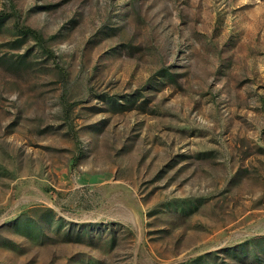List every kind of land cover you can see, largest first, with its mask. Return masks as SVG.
Segmentation results:
<instances>
[{"label":"rangeland","instance_id":"obj_1","mask_svg":"<svg viewBox=\"0 0 264 264\" xmlns=\"http://www.w3.org/2000/svg\"><path fill=\"white\" fill-rule=\"evenodd\" d=\"M0 14V264H264V0Z\"/></svg>","mask_w":264,"mask_h":264},{"label":"trees","instance_id":"obj_2","mask_svg":"<svg viewBox=\"0 0 264 264\" xmlns=\"http://www.w3.org/2000/svg\"><path fill=\"white\" fill-rule=\"evenodd\" d=\"M3 15L0 14V19H2ZM18 29L20 30V32H22L23 34L26 35H31L34 38H36L37 40H42V36L40 35V33L28 26H24V27H18Z\"/></svg>","mask_w":264,"mask_h":264}]
</instances>
